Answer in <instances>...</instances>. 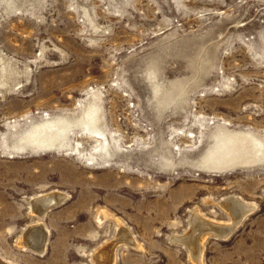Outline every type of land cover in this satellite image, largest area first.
<instances>
[{
	"label": "rangeland",
	"instance_id": "374dc122",
	"mask_svg": "<svg viewBox=\"0 0 264 264\" xmlns=\"http://www.w3.org/2000/svg\"><path fill=\"white\" fill-rule=\"evenodd\" d=\"M93 99L100 142L72 125L62 148L14 146ZM218 123L264 134V0H0V257L95 264L116 240L114 264H194L173 237L197 209L227 220L218 202L237 194L255 209L203 241L202 263L264 264V163L194 165ZM52 189L67 195L36 215ZM38 219L41 253L19 242Z\"/></svg>",
	"mask_w": 264,
	"mask_h": 264
},
{
	"label": "bare ground",
	"instance_id": "6f19581e",
	"mask_svg": "<svg viewBox=\"0 0 264 264\" xmlns=\"http://www.w3.org/2000/svg\"><path fill=\"white\" fill-rule=\"evenodd\" d=\"M152 73V70L148 72L149 77L152 76ZM5 74L6 71L3 76ZM153 91L155 94L158 93L157 85H153ZM167 96L169 95L167 94ZM172 98L176 97L172 96ZM100 120V105L93 99L86 103L77 117L55 116L30 124L25 129L17 132L13 144L16 148L21 149L29 146L42 150L62 148L72 125L86 129L96 142H100L102 139ZM216 128L211 135L212 138L209 144L195 162V166L207 171H222L264 163V134L251 130L230 128L224 123H218ZM66 195L64 191L58 189L38 192L31 197L30 210L41 216L45 211L61 202ZM218 205L228 215L227 220H218L206 216L197 209L191 214L185 232L181 236L173 237L175 241H178L189 250L194 264H203V241L208 236L227 238L243 218L256 207L254 202L248 201L237 194L223 196ZM123 227L120 223L121 230ZM47 233L46 227L38 219L24 229L19 242L31 250L41 253L45 249ZM119 237L120 241L130 244L135 242L125 230L118 234L117 238ZM117 243L116 240L109 241L99 248L93 254L95 264H114ZM0 264L9 263L0 257Z\"/></svg>",
	"mask_w": 264,
	"mask_h": 264
}]
</instances>
